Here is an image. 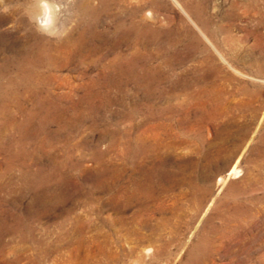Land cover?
Returning <instances> with one entry per match:
<instances>
[{
    "label": "rangeland",
    "instance_id": "374dc122",
    "mask_svg": "<svg viewBox=\"0 0 264 264\" xmlns=\"http://www.w3.org/2000/svg\"><path fill=\"white\" fill-rule=\"evenodd\" d=\"M263 238L264 0H0V264H254Z\"/></svg>",
    "mask_w": 264,
    "mask_h": 264
},
{
    "label": "bare ground",
    "instance_id": "6f19581e",
    "mask_svg": "<svg viewBox=\"0 0 264 264\" xmlns=\"http://www.w3.org/2000/svg\"><path fill=\"white\" fill-rule=\"evenodd\" d=\"M38 7V6H37ZM36 7V8H37ZM42 8L43 7H40L39 9H40V13H42ZM33 9V8H32ZM38 9V8H37ZM44 10V9H43ZM55 10H57V9H55ZM54 10V11H55ZM36 11V10H35ZM34 11V12H35ZM32 13V12H31ZM39 13V12H38ZM55 13V12H54ZM43 14H45L44 15V17H43V19L45 20V22L50 18V14L51 13H49V11H48V8H46L45 9V12H43ZM37 15V14H36ZM35 16V15H34ZM33 16V17H34ZM38 16V15H37ZM39 16H40V14H39ZM53 16V15H52ZM41 17V16H40ZM36 18V17H35ZM52 18H54V17H52ZM37 19V18H36ZM42 19V20H43ZM51 19V18H50ZM38 20V19H37ZM42 25V24H41ZM49 26V25H48ZM44 27H46L45 25H44ZM239 169V168H238ZM236 167H234L227 175H221L220 176V178H218V180H217V185H221V184H223V183H225L226 181H227V179H229V178H231V177H233V176H239L240 175V171L238 170ZM256 236V235H255ZM252 238V237H251ZM260 238V237H259ZM258 238V236H257V239L256 240H258L259 239ZM264 239V238H263ZM262 240V239H261ZM253 249V248H252ZM252 249H250V248H247L246 247V244H242L241 245V248H240V252L243 254V257H241L240 258V260H239V264H247V263H249L248 262V258H249V256H250V258L252 257V255L254 256V255H256V250H252ZM259 256H260V254H259ZM255 257V256H254ZM253 257V258H254ZM254 263V262H253ZM254 264H264V247H262V255L258 258V256H257V261H256V263H254Z\"/></svg>",
    "mask_w": 264,
    "mask_h": 264
}]
</instances>
